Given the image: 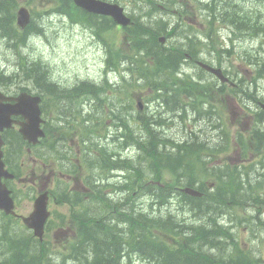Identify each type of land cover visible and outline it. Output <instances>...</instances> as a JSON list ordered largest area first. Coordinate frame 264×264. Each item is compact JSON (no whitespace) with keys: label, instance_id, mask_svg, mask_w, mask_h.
Here are the masks:
<instances>
[{"label":"trees","instance_id":"16d2710c","mask_svg":"<svg viewBox=\"0 0 264 264\" xmlns=\"http://www.w3.org/2000/svg\"><path fill=\"white\" fill-rule=\"evenodd\" d=\"M19 6V0H0V42L4 43L7 47H9L14 54H19L20 49L19 46L22 45L24 41L28 38L29 34L35 30V26L32 23L31 27L26 31L21 32L16 26V13ZM228 11V9L226 10ZM236 18H231V22L243 23L242 17L234 15ZM161 20L154 21V24H144L145 31L143 34L142 40H138L139 47L144 51H151V53L157 56V62L161 63L162 66H165L169 70L178 69L181 66V62L178 58L158 53L155 50V46L152 42V35L154 32L157 35H161L163 31L167 28L164 24L160 23ZM245 26L248 27H256V23L252 21V18L245 19ZM250 30L249 28H247ZM39 32V30H37ZM259 31L264 33V24H260L259 27L254 28V32ZM249 35V34H248ZM22 55H19V58ZM24 59L20 62L21 65L27 64L30 62V58H27L26 55ZM245 60V63H248L252 69V66L255 67L252 69V85H248L247 89H251V87L256 86L258 80L264 77V55L259 53H253L250 50H245L242 56ZM23 60H26L23 61ZM19 64V63H18ZM158 66V65H157ZM147 66L148 70H152L157 67ZM21 67V66H20ZM144 66L141 65V61L139 62V66L137 67V72L140 73ZM158 74L161 71H157ZM165 72V71H164ZM24 73L28 78L34 79L38 85H40V89L42 91H46L48 87H45V79L46 74L41 70L40 67L36 64L30 65L27 69H25ZM166 73V72H165ZM172 74V72L170 71ZM144 79L148 78V85H155V87L161 89L163 85L167 84L166 77H156L151 79L147 73L141 74ZM0 79H8V77H4L3 73L0 74ZM160 82V84H158ZM155 83V84H152ZM136 86L131 84L127 87L128 92H135ZM76 94L70 93L67 95L63 91H59L55 87V92L65 93L68 97V101L59 104L62 106V110H64L68 115L73 114L75 109L79 106L82 92L78 88L74 89ZM255 92V91H254ZM106 91L104 89H96V99L104 98ZM250 93V92H249ZM247 92L246 94L249 95ZM175 98L178 99L177 95ZM173 109L181 108V104L178 100H172ZM131 111L130 106H121L114 113L119 121H121L125 126L122 128H129L126 125V122H129L127 119L128 113ZM103 116L107 115L110 117L112 112L103 111ZM171 122H175L172 117H169ZM136 118H134V121ZM143 121V120H142ZM147 123V124H146ZM156 124V118L154 116H150L143 122V126L141 130H136L135 128L130 129V132H133L136 135H132L129 137H117L120 138V141H126L130 143L131 146H134L136 141L139 145L145 146L144 149L146 152L147 148H151L150 155L155 157V152H158L157 159L164 160V165L166 168L176 172V169L181 172H188L186 168H189L192 164L193 160L188 156L192 146H181L182 140L177 134H174L170 137V135L160 136L157 131L152 130L151 125ZM163 128L169 126V123L162 121ZM159 125V126H160ZM207 138H211L212 136L206 134ZM119 141V142H120ZM194 142V140H193ZM181 146V147H180ZM105 148V147H104ZM163 149V150H162ZM179 154V155H178ZM107 163L108 160H105ZM185 163V167L181 163ZM236 177H240L238 172L235 173ZM173 182L167 184L165 186V190L159 189V198H155L153 201V206H160L162 204L161 201L167 202L168 193L167 189H172ZM165 193V195H164ZM246 193V190L244 191ZM216 208L214 206L208 205L204 207L196 206V211L198 210L199 218L196 220V223L199 224L197 227V240L195 236H191L189 242L191 245V252L180 254V252H170L168 251V246L161 245L159 241L155 240L153 242L149 241V235L146 234L147 230H144L143 227L147 224H153L154 228H157V225L163 226V229L166 231L174 232V228H177L178 221L175 220V217L170 216L169 213H163L162 217L153 213L150 208H144L141 214H134L130 212L129 217H120L116 219L114 225L109 224L106 228H110L113 230H107L104 225L101 227H96V230L90 229L86 234L87 245L85 247L84 253L80 256L84 255L83 260L86 261L89 258V255L92 254L96 256L95 261H105L107 264H117L121 258V251L124 246H126L131 240L135 239V242L132 243V251L133 253H140L145 256H150V258L154 259L153 262H158V264H223V259H221V253L216 254V251L221 250L220 245L222 242H226L228 240V235L222 226L218 227L216 225L217 216L212 211ZM215 217V218H213ZM210 220V222H209ZM215 223V225H214ZM119 226H125L124 229L119 231ZM129 232L133 235H128ZM191 233V230L185 232L184 228L178 230V235L182 236L185 234ZM85 240V242H86ZM144 242H143V241ZM193 241V242H192ZM131 247V246H130ZM201 247V248H200ZM225 248V247H224ZM201 249V250H200ZM204 249V250H203ZM199 251V252H198ZM201 252V253H200ZM201 254V255H200ZM204 254V255H203ZM193 255V256H192ZM195 255V257H194ZM200 258V259H199ZM185 261V262H184ZM83 261H79V264ZM0 264H64V263H56L49 258L48 251L43 249L42 251L34 252L27 244H24L22 240L17 239V235L14 233L10 235L7 231L4 232L3 236H0ZM151 264V263H146Z\"/></svg>","mask_w":264,"mask_h":264},{"label":"rangeland","instance_id":"374dc122","mask_svg":"<svg viewBox=\"0 0 264 264\" xmlns=\"http://www.w3.org/2000/svg\"><path fill=\"white\" fill-rule=\"evenodd\" d=\"M253 11H258L259 9H263L264 13V2L260 3L259 1L248 2ZM244 9H251L247 4H243ZM46 5L43 6L39 1L36 2V8L40 9V11L44 10ZM161 16H148L143 20L145 24H154V20L161 19ZM55 20L53 21H44L43 25L45 28L53 30H59V26L53 27ZM56 36H32V39L28 42L26 48H24L23 54L26 55L27 58L31 60H42L46 64H50L53 68V76L54 78L62 83L63 85H72L77 81L86 80V79H101V74L104 70L105 65V56L104 54H100L101 46L97 44L94 45L92 43V38L90 34L82 29L81 27H72V28H62ZM180 30L183 34V37L187 38H195L197 36L199 38V33L194 32L193 34L190 32V29L187 27H180ZM46 29H44L45 33ZM168 31H170L168 29ZM204 32H206L204 28ZM212 33V32H208ZM169 34V33H168ZM168 34H165L168 35ZM194 35V36H192ZM228 33H224L223 37L227 38ZM197 38V39H198ZM215 62V61H214ZM16 59L14 52L9 49L4 43L0 42V69L5 68H13L15 66ZM110 77H112L110 75ZM146 94H151L152 91L149 92V88L144 90ZM168 97V96H167ZM164 114L169 113L170 111H166V107L162 108ZM171 116V114H170ZM71 114L68 119L72 118ZM175 121V120H174ZM107 123H110L106 119V128ZM180 125L176 120L167 130L166 132L169 135H174L178 130H180L177 126ZM211 126V125H210ZM210 126H206V133L211 135V139L213 140L214 132L210 129ZM105 128V129H106ZM184 130V129H182ZM103 131V130H102ZM185 131V130H184ZM202 131V127L200 129ZM201 133H198L199 137ZM73 141H75L74 136L68 138V144L70 145ZM122 146V143H120ZM113 147V146H111ZM113 152H126L125 149L122 148V151L117 149L112 150ZM42 161L47 162L45 153H43ZM26 161V159H25ZM41 165V164H40ZM246 190V189H245ZM215 225V223H214Z\"/></svg>","mask_w":264,"mask_h":264},{"label":"flooded vegetation","instance_id":"af4514ba","mask_svg":"<svg viewBox=\"0 0 264 264\" xmlns=\"http://www.w3.org/2000/svg\"><path fill=\"white\" fill-rule=\"evenodd\" d=\"M142 4H150L155 8H158L154 13H152V10L149 8H146L143 10V16L142 20L147 18L148 16H161L162 19L160 23L166 24V21L168 18H170V13L175 12L172 10L175 6L170 5H177L179 2H174L172 0H142ZM148 7V6H147ZM96 16V15H95ZM96 23V22H95ZM190 28V27H189ZM96 107V100L93 99V101H90L89 97L82 96L79 106L75 109L73 112V116L75 112L81 108H95ZM80 113L83 112V109L79 111ZM13 119L21 122L22 118L18 116H13ZM61 122L60 118L58 117V114L56 112H52L50 114V111L48 115L45 114L44 122L42 124V127H44L46 131V137L49 141L45 142L44 144V153L47 160V163H45V169H46V180L40 181L38 186V190H42V188L49 187L50 195H51V201L50 204H56V196L55 193L60 191L62 194L67 193L70 191V189H77L80 186V182L83 181V166L79 162V159L76 157L80 154H72L68 156H62L61 158H55L54 157V138L53 133L54 131L51 128V125H57ZM18 128L16 125L13 127L4 130V140H5V146L4 151L6 152L4 156L11 157L13 151L18 152V148H20L18 142L15 140V136L17 134ZM53 138V139H52ZM15 142V143H14ZM41 147V146H40ZM30 151V150H29ZM13 153L14 156L16 153ZM96 153L94 154V156ZM58 173V175H57ZM90 177L86 178L85 181L89 183ZM7 182V181H6Z\"/></svg>","mask_w":264,"mask_h":264},{"label":"bare ground","instance_id":"6f19581e","mask_svg":"<svg viewBox=\"0 0 264 264\" xmlns=\"http://www.w3.org/2000/svg\"><path fill=\"white\" fill-rule=\"evenodd\" d=\"M162 19V18H161ZM161 19H159V20H161ZM154 21H158L157 19L156 20H154ZM168 29L169 28H166L165 29V31H163L162 33H161V37H163V36H165V34H168L169 33V31H168ZM44 32V29L42 30H39V32L37 31V34H42ZM192 36H194V35H192ZM195 38L197 39L198 37L197 36H195ZM22 50H20V52H21ZM20 52H19V54H16V56L17 57H19V55H21L20 54ZM263 55H264V53H263ZM30 61H31V59H29ZM59 85H61V84H59ZM59 85H57L58 86V88L56 87V89L57 90H59V91H63V92H65L67 95H70L69 94V92L70 93H73V91H75L74 89H75V87H71V86H67V85H62L61 86V88H60V86ZM75 94L77 93V92H74ZM73 93V94H74ZM175 109V108H174ZM57 114H58V117L60 118V120H61V122H66V121H68L69 119V116L70 115H68V113H66L64 110H62V106L60 107L59 106V104L57 105ZM103 115V114H102ZM111 116V115H110ZM103 117H105V118H109V116H103ZM120 138H117L116 136H111V137H109L108 139H107V144H105L104 145V147H105V149L107 150V151H109L113 156H115V157H126V155L125 154H122V152H113L112 150H114V149H117V150H119V151H122V148L123 149H125L126 151H129V150H131L132 148H133V146H131V144L130 143H127L125 140L124 141H120ZM120 143H122V146L120 145ZM87 146L90 148V149H96V145L93 143V142H88L87 143ZM111 146H113V147H111ZM105 160H108L107 158H105L104 159V161ZM238 174L240 175L241 173L240 172H238ZM217 221V220H216ZM143 241V240H142ZM144 242V241H143ZM201 248V247H200ZM201 250V249H200ZM204 250V249H203ZM199 252V251H198ZM201 253V252H200ZM201 255V254H200ZM204 255V254H203ZM193 256V255H192ZM194 257H195V255H194ZM200 259V258H199ZM185 262V261H184Z\"/></svg>","mask_w":264,"mask_h":264},{"label":"water","instance_id":"95a60500","mask_svg":"<svg viewBox=\"0 0 264 264\" xmlns=\"http://www.w3.org/2000/svg\"><path fill=\"white\" fill-rule=\"evenodd\" d=\"M108 13H110V14H114L115 15V13L116 12H114L113 10H109L108 11ZM28 21H29V14L25 11V10H21L20 12H19V18H18V23L21 25V26H23V25H25V24H27L28 23ZM34 118H36L37 117V115H35V113H34V115H32ZM38 122V120L36 119V120H30L29 121V123L28 124H23V128H22V132H23V134H24V136L26 137V138H28L29 140H33V139H36L37 138V136H38V132H37V130H36V123ZM2 125V124H1ZM0 125V128L2 127ZM41 134V133H40Z\"/></svg>","mask_w":264,"mask_h":264}]
</instances>
